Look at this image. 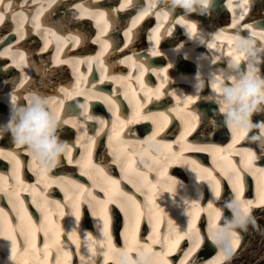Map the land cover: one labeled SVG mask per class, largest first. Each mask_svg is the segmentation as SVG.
Returning a JSON list of instances; mask_svg holds the SVG:
<instances>
[{
	"label": "bare ground",
	"instance_id": "obj_1",
	"mask_svg": "<svg viewBox=\"0 0 264 264\" xmlns=\"http://www.w3.org/2000/svg\"><path fill=\"white\" fill-rule=\"evenodd\" d=\"M151 1L152 6L141 10L142 0H8L7 6H4L3 0H0V7L4 11V19L0 22V53H7L0 55V106L5 107L7 104L5 109L0 110V122L8 117V94L13 85L16 86L17 94L24 97L28 90H40L51 96L54 101L63 104L60 114L65 119H69V122L63 126L62 137L71 142L72 155L71 162L68 158H62L59 169L51 171L55 174L47 172L46 177L40 175L37 165L23 148L12 146V149L4 152L15 154L19 161L18 168L14 166L10 157L0 156L5 159L4 161L8 160L12 172L10 175H6L5 171L0 173V177L3 178L0 179V187L4 189L1 192L5 194L1 195L10 196L8 197L9 207L13 210L14 217L19 219L15 223L12 222L14 217L12 218L8 210H3L15 231L0 233V264H57V262L59 264H82L81 258H83V264H92L93 261L95 264H116L114 253L125 248L126 245L132 246L131 251H134L136 246H143L147 251L150 248L151 253H162L164 254L163 259L169 264V259L174 256L175 252L173 247L179 241H185V237H191V240L188 239L189 241L183 243L182 247L187 245L189 248L179 264L182 261L185 264H233L239 258L243 261L241 264H247V261L256 259L255 250H252L256 248V245L251 242L255 243L262 233L255 231L256 234L253 236L250 233L252 227L246 232H239L242 234L243 246H239L238 240L229 257L223 256L209 241L206 231L202 230L206 227L204 220H202L204 225L199 228V231L195 225L194 229L200 233L201 238H205L206 243L203 240L199 246H196L197 241L194 236L183 235L188 231L189 223L196 219L200 212L209 210L212 212V209L208 208L209 204L213 208L216 206L213 200L208 204L196 201L195 206L193 203L188 206L185 202L186 197L196 200L209 180L214 184L218 182L219 187L221 183H224L222 174L217 175L215 167L220 169V172L224 171L229 178L233 176L234 179L238 175L236 182L231 183L232 186L224 188L223 197H228L231 192L239 188L241 198L252 202L250 205L252 216L264 213V203H261L264 199V164H261L263 161L253 162L254 160L245 164L241 159L250 172H247L246 177L245 172L238 174L237 171L227 170L229 165L232 166L238 162L234 159V157L237 158L235 154L248 159L246 150H257V153H261L260 150L255 148L256 145L251 144L245 135H242L245 137L242 147L236 141L237 135L234 134H232L234 139L227 141L228 145L210 143L211 140L218 141L226 138L225 135L229 130L223 126V117L215 110L217 112H207L210 118L207 121L203 118L205 116L195 109V102L203 106L211 102L205 93L192 96L195 95V88L192 93L187 91V83H194L197 72L173 75L178 67L187 65L189 60L198 63L201 57H206L205 73L207 76V65L214 67L213 62L223 52L228 57L229 53H232L230 56L232 57L234 50L227 37H231L237 31L246 34L250 29L245 28L244 25H252L258 31L264 30V13H262L264 0L262 2L259 0L262 6L252 5L258 0H248L247 5H242L240 8L238 3L244 4V0H212L210 14L201 15L193 12L185 18L184 10L177 8L173 14H167V19L161 15L160 5H157L156 0ZM78 4L89 7L92 12L99 10L106 13L107 30L103 32V35H101L103 22L97 25L94 16H81L80 10L76 7ZM142 12L146 14L141 15ZM224 15L228 16L227 19H224ZM152 16L159 20L146 33L144 27L153 24ZM231 16L233 21L230 23ZM36 17H38L39 28L35 26L37 21L34 18ZM144 18L151 21H142ZM182 19L195 21L198 25L202 24L199 28L208 36L207 44H205L208 49L203 47L197 49L196 45L199 43H191L185 39L184 33L187 26L180 23ZM21 22L23 26L18 30ZM224 23L226 25H222ZM234 23L235 27H233ZM93 24L98 29L96 36H94ZM205 28H210V31ZM157 29L159 32L156 31ZM218 35L222 38L216 40ZM157 36L159 40H164L163 45H158ZM57 37H62L63 40H57ZM72 37H77L79 43H76ZM45 38L50 41L47 48L44 47ZM104 41L108 44L106 50ZM96 43L99 45L98 53L90 54ZM212 43H215L217 47H210ZM181 44H183V49L177 51V47ZM32 45L37 47L34 49ZM154 50L158 54H154ZM179 52L187 59L182 58ZM212 52L216 54L212 56ZM20 54H23L25 62L17 67L14 59L18 60ZM162 54L168 58V64L152 65L150 58ZM98 56L103 63L93 59L90 65L91 70H89L87 58ZM57 57L60 61L67 62L57 63ZM77 60L83 62L77 64ZM172 64H174L173 68L168 70ZM94 66L101 74L99 80H96L94 73H91ZM125 66H128V72ZM222 67L224 66L215 68ZM261 70L264 72V66ZM149 71L156 75L157 82L146 77L145 74ZM72 78L75 86L71 85ZM173 80H176L178 85H175ZM76 87L82 95L66 96L60 91L65 88L71 92ZM109 89L117 94L121 93L130 104L133 116L128 118L124 115L125 107H122L120 100L118 101ZM157 90H159V95H156ZM188 97H192L191 103H188ZM168 98L170 102L173 99L170 108L167 104L165 109L162 112L157 111L156 115L146 114L153 110L152 108L145 109L150 100L158 99L157 105L160 106L161 99L166 103ZM83 101L87 105L88 115L93 117L91 120L81 115L83 110L77 106ZM66 103H69L73 112L70 118L69 114H62ZM97 103L98 107L91 110V106ZM104 110L114 116V125L117 126L114 129L115 139L112 137L113 134L108 135L110 131L107 129L108 113ZM193 116L196 117L195 120ZM259 116L261 114L255 115L254 121L262 119V116ZM201 120L203 129L195 128ZM100 121H104V124L101 125ZM181 123L183 126L179 130ZM146 124L149 127L152 125L153 131L150 135L132 137V135L138 136V131L144 130ZM193 124L194 127L189 131V127ZM194 128L197 136H192V138L195 142L188 139ZM6 137L8 142L4 144L8 146L13 141L10 135ZM104 137L109 144H105ZM79 147L82 153L77 157ZM85 152L90 156L93 154L95 159H89L90 165L83 161ZM207 157H211L215 167L204 165L203 161ZM26 158H29L28 163L31 164L29 170L23 168ZM137 158L148 167L138 168L141 166L140 162H137L136 167ZM236 165L240 168L239 164ZM186 166H190L198 174L200 181L197 180L194 171ZM258 166L263 169H258ZM2 167L5 168V165L2 164ZM97 167L103 172H99ZM170 167L172 170L169 172ZM116 170L121 171V177L111 173H116ZM138 171L142 172L139 174ZM33 176L36 178L35 181L23 185L25 180H32ZM214 176L216 180L212 179ZM175 178H179L185 187L181 189L180 195L173 198L167 191H175ZM114 181L116 183H113ZM149 184L155 187L150 188ZM251 185L255 198L249 197ZM141 186H147V188ZM50 189L60 192L66 200L51 198L47 195V190ZM148 190L151 192L150 195H148ZM27 193L30 194L31 202H26ZM141 193L148 198L142 199ZM77 204L78 219L75 216L77 211L75 205ZM30 206L39 209L35 213L42 216L39 222L47 218V226L45 224L37 226L31 220L33 217L28 210ZM109 209L117 210V213H111L110 216ZM82 210L83 214H81ZM187 210H190L189 215L185 214ZM105 219L114 249L107 258L103 255L107 248L99 243L104 239ZM146 219L154 222L152 234L157 231L159 233L156 243L148 240L142 232L137 234L138 227L140 228L142 224L146 226ZM121 220L123 221V236L126 239L123 247L118 248L122 243L118 238H114L113 242L111 232L114 236H118V226L121 225ZM80 221L83 223L80 224ZM188 221L191 222L188 223ZM94 222L100 227V230L96 232L88 226ZM22 223L31 227L34 247L19 244V239L24 235L20 234V228L17 226ZM57 226L58 240L55 236ZM39 231L44 234V237L45 233H48V248H45V244L39 246ZM177 232L181 234L179 239L176 237ZM10 235L15 237V254L12 250V240L9 239ZM165 239L171 240V246L162 248L158 243H163ZM41 240L44 241L43 238ZM249 244L251 246L247 247ZM90 246L94 251L90 250ZM245 247L250 251H246ZM209 252L215 254L211 259L202 260L201 263L196 262L197 258H203ZM64 253L68 255L65 256ZM239 253H241L240 256ZM221 256L223 258L218 259Z\"/></svg>",
	"mask_w": 264,
	"mask_h": 264
},
{
	"label": "clouds",
	"instance_id": "obj_2",
	"mask_svg": "<svg viewBox=\"0 0 264 264\" xmlns=\"http://www.w3.org/2000/svg\"><path fill=\"white\" fill-rule=\"evenodd\" d=\"M156 2L160 5L161 12L169 15L177 8H182L185 18L193 12L201 15L210 14L212 4V0H156ZM189 23L196 24L197 28L192 32L187 27L188 38L195 43L207 44L208 36L199 28L198 23L195 21ZM262 36L264 30L258 31L255 28L246 34L241 31L234 33L230 45L234 55L222 68L208 64L207 77L209 81L219 84L218 88L211 87L208 99L218 105L219 114L223 117V126L231 134L246 135V139L264 153V120H253L255 115L264 113ZM182 49L183 44L177 47V51ZM206 62V57H201L198 62V72L193 84L196 92L192 96H199L205 87ZM8 107L7 119L0 122V139L10 135L13 144L23 148L30 155L38 171L46 169L47 172H51L60 167L62 158H68L71 142L62 137L65 117L60 114L59 102L37 89L28 90L26 97L18 95L13 89L8 94ZM249 151L255 153V150ZM186 167L194 171L190 166ZM194 173L200 181L198 174L195 171ZM183 187H185L183 182L175 178V191L168 190L167 193L175 198L180 195ZM210 192L211 200L216 206L212 208L210 219H206V235L223 256L229 257L237 234L248 231L250 225L255 227L256 220L251 214L248 201L242 199L237 191L231 192L228 197H223L221 191L217 195L211 187ZM202 198L201 190L198 199L186 197L185 202L189 206L190 203L200 201ZM191 235L196 238V232ZM114 256L116 264H155L154 253L147 251L143 246H136L134 251L122 248L114 253Z\"/></svg>",
	"mask_w": 264,
	"mask_h": 264
},
{
	"label": "snow or ice",
	"instance_id": "obj_3",
	"mask_svg": "<svg viewBox=\"0 0 264 264\" xmlns=\"http://www.w3.org/2000/svg\"><path fill=\"white\" fill-rule=\"evenodd\" d=\"M247 2H248V0H244V5H247ZM3 4H4V6H7L8 0H3ZM122 6H125V5H122ZM76 7L80 10V13L79 14L81 16H84V15H92V16H94V18L97 21V25H100L101 22H103L104 27H103L102 32H101V35H103V32L107 30V20L105 19L106 13L104 11H99V10H97L95 12H92V11L89 10V7H85L83 4H78V5H76ZM245 11H246V7H245ZM144 14H146V13L145 12H142L141 15H144ZM161 15L163 16L164 19H167V13H162ZM241 18H242V15H241ZM3 19H4V11H3V8L0 7V22H2ZM34 19L37 21V23H36L35 26L37 28H39L40 25L38 23V17H36ZM180 23L186 25L189 28L190 31H192V32H195L196 31V28H197L196 24H190L189 21L184 20V19H182L180 21ZM22 26H23V24L21 22L18 25V30L20 28H22ZM235 26H236V24L234 23L233 27H235ZM244 27L245 28H249V29H253V26L252 25H244ZM156 31L159 32V29H157ZM53 35H55V34L53 33ZM221 38L222 37L220 35H218L215 39L216 40H219ZM261 38L264 39V36H262ZM21 39H23V35H21ZM72 39L76 43H79V40H78L77 37H72ZM97 39L99 40V37ZM227 39L229 41V44L231 45V42H232L231 37H227ZM57 40H61L62 41L63 38L62 37H57ZM156 40H157V43H159V36L156 37ZM49 42L50 41L47 38H45V45H44L45 48H47ZM103 43H104V49L106 50L107 47H108L107 41H104ZM209 46L210 47H213V48L217 47V45L215 43H212ZM5 54H7V53H0V55H5ZM154 54H158V53H156L155 50H154ZM229 55L231 56L232 53H229ZM236 58L239 59V57H236ZM93 59L97 60L101 64L103 63L100 60L99 56L98 57H88L87 60L89 62V70H91L90 69V65H91V61ZM24 62L25 61H24L23 54H20L18 60H15L14 59V63H16L17 67H20ZM66 62L67 61H60L59 60V57H57V63H66ZM81 62H83V61L77 60V64H79ZM81 76L83 77V74H81ZM212 87L213 88H218L219 87V84L218 83H213ZM60 91L61 92H64L66 96H71L73 94H75V95H82V92L79 90L78 87L74 88L73 91H71V92L68 89H65V88L60 89ZM156 95H159V90L156 91ZM13 98H15V97H13ZM191 101H192V97H188V103H191ZM77 106L80 109L83 110L81 112V115H83L86 119H89V120L93 119L92 116L88 115L87 105L86 104H79ZM62 109H63V104H60L59 111L62 110ZM70 117H71V113H69V118ZM195 119H196V117L193 116V120H195ZM68 122H69V119H65L64 120V124H66ZM100 123H101V125H103L104 124V121H100ZM192 127H194V124L189 127V131L192 130ZM240 136H242V135L237 136V138H239ZM90 140H91V138H90ZM91 142L94 143V141H91ZM0 155H6V156L10 157L12 159L13 163H14V166H16L18 168L19 161L16 159L14 153H4L3 151H0ZM246 155H247V158H248V162L249 163H251L256 158V156H255L254 153H251L250 151H247V150H246ZM68 159H69V162H71V160H72L71 151L68 154ZM88 163L90 165V161ZM192 163H194V162H192ZM146 167H148V166L146 165ZM97 170L99 172H101V173L103 172V170L102 169H99L98 167H97ZM39 172H40V175L42 177H46L47 176V170L46 169H41ZM0 179H3V178L0 177ZM145 179H146V177H145ZM113 183H116V182L114 181ZM80 187L82 188L83 186L81 185ZM149 187L150 188H154L155 186L149 184ZM213 189L216 192V194L219 195L220 188H219V183L218 182L215 183ZM3 190L4 189L2 187H0V191H3ZM237 192L240 195V189L239 188L237 189ZM10 195H12V193H10ZM251 203H252L251 201H248V204L249 205H251ZM261 203H264V199L261 200ZM193 205L195 206L196 205V202H193ZM75 207H77V211L75 212V216L78 219L79 218L78 204L75 205ZM208 208L209 209H212L213 206L211 204H209L208 205ZM218 217H219V213L217 211V218ZM30 219L31 218L29 217V220ZM194 225H195V221L193 220L188 225V231L185 232L183 235H189V234H192L193 232H196V241H197V245L196 246H199V242H200V240L202 238L199 236V232L194 229ZM17 227L20 228V234L25 236V244L28 245V246L34 247V244L32 243V239H31V236H32L31 227L30 226H25L23 223L21 225H18ZM14 231H15V229L12 228L10 221L7 219V217L3 213V209H0V233H3V232H9V233H11V232H14ZM45 235L47 237L48 233L46 232ZM103 235H104V239L101 240V241H99V243L102 244V245H104L107 248V251H105L104 254H103L104 257L107 258L109 256V253L112 252L114 249H113V245L111 243V236H110L109 231H108V225H107V220L106 219H105V224H104V229H103ZM55 236H56V239L58 240V238H59V229H58V226H57V229H56V232H55ZM73 236H75V233L74 232H73ZM176 237H177V239L181 238V234L179 232H177L176 233ZM9 239L12 240V250H13V253L15 254V252H16L15 237L10 235L9 236ZM89 239H91V238H89ZM238 240H239V238L237 237L234 240V245L236 243H238ZM48 247H49V245L46 242L45 243V248H48ZM126 248H127L128 251H131L132 250V246L131 245H126ZM90 250L94 251V249H91V246H90ZM148 251L151 252V249L149 248ZM64 255L67 256L68 254L67 253H64ZM163 255L164 254H162V253H154V256H155V264H167V261H165L163 259ZM222 258H223V256H221L218 259H222ZM81 261H82V264H83V258H81ZM57 264H59V262H57ZM92 264H95V261H93ZM181 264H185V262L182 261Z\"/></svg>",
	"mask_w": 264,
	"mask_h": 264
},
{
	"label": "rangeland",
	"instance_id": "obj_4",
	"mask_svg": "<svg viewBox=\"0 0 264 264\" xmlns=\"http://www.w3.org/2000/svg\"><path fill=\"white\" fill-rule=\"evenodd\" d=\"M260 6H262V4H260ZM73 17H75L74 15H72ZM227 17L228 16H225L224 15V19H227ZM71 19H72V21H73V18L71 17ZM34 46V49L37 47L36 45H32V47ZM262 211V210H261ZM255 220H256V226L255 227H253V226H249V230L251 229V227H252V230H251V234L254 236L256 233H255V231H257V232H261L262 234L261 235H259V237L256 239V237L254 238V240H255V243H253V242H251L252 244H255L256 246V248H253L252 250H255V255H257L255 258L256 259H253L252 261H247V264H252V263H254V264H264V213H259V214H257L255 217ZM256 228V229H255ZM253 231H254V233H253ZM261 236V237H260ZM259 245V246H258ZM249 246H251L250 244L247 246V247H249ZM258 246V247H257ZM247 247H245L246 248V251L248 250V251H250V249L249 248H247ZM261 247V248H260ZM259 249V250H258ZM242 253V252H241ZM241 253H239L238 255L240 256V254ZM247 253V252H246ZM237 255V256H238ZM235 261V260H234ZM238 261V262H237ZM243 261L239 258L238 260H236L233 264H241ZM250 262V263H249Z\"/></svg>",
	"mask_w": 264,
	"mask_h": 264
},
{
	"label": "water",
	"instance_id": "obj_5",
	"mask_svg": "<svg viewBox=\"0 0 264 264\" xmlns=\"http://www.w3.org/2000/svg\"><path fill=\"white\" fill-rule=\"evenodd\" d=\"M204 106L206 108V114L204 115L205 117H203V118H205L208 121V119H210V118L208 117V113L207 112H217V111H215V110H217V107L212 102L205 103Z\"/></svg>",
	"mask_w": 264,
	"mask_h": 264
}]
</instances>
